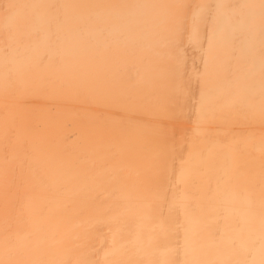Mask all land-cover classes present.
<instances>
[{"label":"bare ground","instance_id":"1","mask_svg":"<svg viewBox=\"0 0 264 264\" xmlns=\"http://www.w3.org/2000/svg\"><path fill=\"white\" fill-rule=\"evenodd\" d=\"M0 264H264V0H0Z\"/></svg>","mask_w":264,"mask_h":264}]
</instances>
